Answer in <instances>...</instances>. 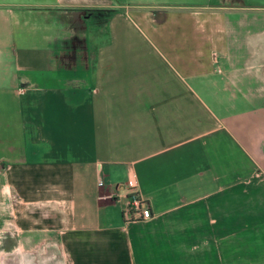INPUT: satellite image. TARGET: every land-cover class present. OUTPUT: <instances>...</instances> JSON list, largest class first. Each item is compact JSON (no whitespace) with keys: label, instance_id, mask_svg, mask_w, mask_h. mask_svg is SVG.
<instances>
[{"label":"crops","instance_id":"obj_1","mask_svg":"<svg viewBox=\"0 0 264 264\" xmlns=\"http://www.w3.org/2000/svg\"><path fill=\"white\" fill-rule=\"evenodd\" d=\"M241 5L0 0V264H264V4Z\"/></svg>","mask_w":264,"mask_h":264},{"label":"built area","instance_id":"obj_2","mask_svg":"<svg viewBox=\"0 0 264 264\" xmlns=\"http://www.w3.org/2000/svg\"><path fill=\"white\" fill-rule=\"evenodd\" d=\"M126 186L129 189V195L126 200L122 215L125 219L144 220L152 216L150 208L145 198L136 190V181L132 176H128Z\"/></svg>","mask_w":264,"mask_h":264},{"label":"rangeland","instance_id":"obj_3","mask_svg":"<svg viewBox=\"0 0 264 264\" xmlns=\"http://www.w3.org/2000/svg\"><path fill=\"white\" fill-rule=\"evenodd\" d=\"M168 1H172V2H176V3H181V4H188V5H198V4H203V3H215L217 0H168ZM226 2L232 3L234 6H242L241 4H244L245 6L248 5H256L258 3L264 4V0H225ZM242 11H240L239 13H241ZM247 13L249 14H257L258 11L256 10H248ZM0 221V225H1ZM4 234L0 235L3 236Z\"/></svg>","mask_w":264,"mask_h":264}]
</instances>
